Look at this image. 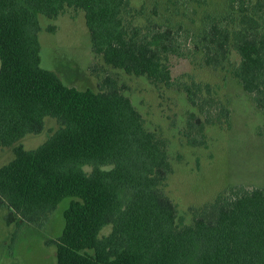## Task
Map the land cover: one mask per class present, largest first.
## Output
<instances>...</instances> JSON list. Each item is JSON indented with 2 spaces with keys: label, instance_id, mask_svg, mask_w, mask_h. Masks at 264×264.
Segmentation results:
<instances>
[{
  "label": "trees",
  "instance_id": "obj_1",
  "mask_svg": "<svg viewBox=\"0 0 264 264\" xmlns=\"http://www.w3.org/2000/svg\"><path fill=\"white\" fill-rule=\"evenodd\" d=\"M136 1L0 0V147L14 151L0 166V204L21 222L42 224L72 197L51 241L57 264H264V185L226 187L185 221L165 190L167 140L145 126L117 81L80 88L44 68L39 41L40 14L83 9L105 62L186 94L196 111L185 136L199 145L208 125L230 123L232 105L210 82L174 77L172 59L199 54L264 111V0H224L202 12L207 0H153L143 24L136 18L145 4ZM48 116L59 126L46 141L33 149L19 142L43 131Z\"/></svg>",
  "mask_w": 264,
  "mask_h": 264
},
{
  "label": "rangeland",
  "instance_id": "obj_2",
  "mask_svg": "<svg viewBox=\"0 0 264 264\" xmlns=\"http://www.w3.org/2000/svg\"><path fill=\"white\" fill-rule=\"evenodd\" d=\"M223 2L207 0V6H201L199 10H213ZM142 3L145 4L144 13L136 18L141 24L152 15L155 1L134 2L138 7ZM160 8L163 11L161 4ZM157 19L163 23L165 15ZM39 21L41 65L44 68L55 71L65 83L80 88L99 90L108 87L110 80L117 81L142 113L145 126L167 140L173 170L168 175L165 190L185 221L192 220L191 207L213 200L226 187L264 185V111L255 106L252 96L235 78L223 70L203 66L199 54L192 58L172 59L174 77L188 74L185 80L193 76L198 81L210 82L232 105L230 123L208 125L206 142L192 145L187 141L185 131L188 114L196 108L188 102L186 94L176 87L155 85L146 76L129 74L105 62L92 48L83 9L67 6L55 18L40 14ZM173 21L177 22L176 19ZM234 58H237L235 54ZM58 126L56 119L48 116L43 131L28 133L19 142L26 148H36ZM13 157V146L0 147V166ZM86 169L91 170V167ZM71 199V196L62 199L42 224L21 222L11 208L0 204V264H57L56 245L51 241L63 230L64 210ZM111 229L112 225H107L101 234H107Z\"/></svg>",
  "mask_w": 264,
  "mask_h": 264
}]
</instances>
